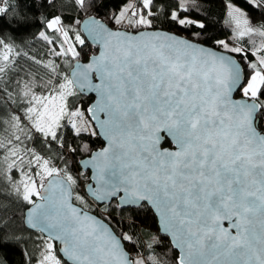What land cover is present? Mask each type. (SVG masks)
Instances as JSON below:
<instances>
[{
  "label": "snow or ice",
  "instance_id": "obj_1",
  "mask_svg": "<svg viewBox=\"0 0 264 264\" xmlns=\"http://www.w3.org/2000/svg\"><path fill=\"white\" fill-rule=\"evenodd\" d=\"M75 2L85 6V0ZM142 3L150 8L153 0ZM130 7L119 14L116 24L151 26L143 14L133 12L129 17ZM228 9V23L236 38L258 35L262 40L256 51L264 52V25L253 27L247 13L232 4ZM8 10V0H0V14ZM172 20L182 26L196 23L178 18L177 13H172ZM60 25L59 17L47 25L60 32L67 45L55 54L79 57ZM88 31L101 50L89 63H77L71 78L65 75L58 84L49 79V91L40 95L31 83H24L23 96L31 105L26 109L30 127L56 140L65 116L83 117L79 110L69 111L68 97L77 88L96 92L95 107L87 111L93 113L107 144L86 162L95 168L99 182L93 196L107 200L122 191L124 204L149 202L180 250L177 264H264V127L256 122L258 111L264 108V55L258 57V64L249 65L253 72L242 83V69L230 56L175 35H131L112 31L94 18ZM40 35L49 40L43 32ZM75 39L85 43L79 34ZM217 43L233 53L244 51L230 48L223 40ZM0 45L5 49L0 60L7 62L13 49L2 40ZM45 67L56 72L52 62ZM4 71L0 65V73ZM93 73L99 83H93ZM234 91L248 99H233ZM13 119V127L23 132L21 118ZM72 127L77 135L88 131L86 122L80 127L73 122ZM14 139L21 138L14 135ZM164 143L174 147H164ZM9 145L11 140L7 145L0 140V148L7 149L4 159L10 160L11 172L24 157L18 145ZM32 155L34 161L27 163L39 166V186L23 173L15 191L21 193L22 186V199L33 205L27 223L47 234L37 264H63L56 241L71 264H162L154 252L132 256L126 251L121 239L132 241L133 237L118 238L102 220L74 207L71 186L75 179L67 173L61 177V170L50 166L48 159L34 151ZM46 177H53L47 187ZM76 199L84 203L83 197ZM147 248L152 249V244Z\"/></svg>",
  "mask_w": 264,
  "mask_h": 264
},
{
  "label": "trees",
  "instance_id": "obj_2",
  "mask_svg": "<svg viewBox=\"0 0 264 264\" xmlns=\"http://www.w3.org/2000/svg\"><path fill=\"white\" fill-rule=\"evenodd\" d=\"M228 2L243 9L253 27L264 25V0H257V3L253 0H186L184 3L182 0H153L150 8H145L142 0H85L84 7H80L75 0H8L9 10L0 14V40L11 45L13 51L9 61L0 60V65L5 66V71L0 73V140L5 145L9 140L12 145H18L24 159L18 160L17 166L9 172L7 164L10 160L4 159L7 149L0 148V264H37L43 242L47 238L26 227L24 212L30 204L22 199V186L21 193L15 191V186H20V181L24 178L23 173L37 178L39 166L34 162L31 165L27 163L29 159L34 161L33 151L60 168L61 175L65 176L67 173L75 179L76 183L72 187L73 199L77 204L109 222L119 237L122 238L125 234L133 237L132 241L124 240L126 249L132 256L138 252L145 256L154 252L162 264H177L179 253L173 249L170 239L161 234L158 218L147 204L143 203L139 208H120L116 200L100 205L87 195L84 186L89 181V173L82 170L79 161L104 145L87 112L93 96L87 97L76 91L75 95L68 97L69 111L79 110L83 112V117L65 116L57 130V139L52 140L30 127L31 122L27 121L25 115L29 104L22 89L24 83L28 82L32 84L36 94L47 93L49 79L53 84L63 82V76L70 78V69L75 61H87L91 50L98 51L97 47L87 42L79 26L90 15L100 17L114 28L130 31L160 28L224 51L228 50L217 41L227 42L230 48L241 47L243 52L232 53L243 63L248 77L253 72L249 65L255 62L257 53H264L256 51L262 38L258 35L236 38L233 25L228 23ZM129 5L132 6L127 13L129 17L133 12L143 14L152 21L151 26L137 28L127 21L116 24V18ZM149 11L151 15H148ZM172 13H177L178 18L196 23L182 26L172 20ZM56 17L60 18L61 26L68 32L71 43L80 53L79 57L55 54L66 49L60 33L47 26ZM197 20L202 22L203 28L198 26L200 23ZM41 32L48 36L51 43L41 37ZM77 34L83 37V45L76 41L74 36ZM4 51L3 45H0V54ZM49 62L56 67L55 73L45 67ZM240 93L237 94L242 96ZM261 99L264 100V97ZM257 115L259 126L264 127V108ZM15 116L21 118L23 132L13 127ZM73 122L77 127L86 122L88 131H81L77 135L72 127ZM93 131L96 135L92 134ZM14 135H19L20 141H16ZM165 145L170 146L171 143ZM25 149L28 150L26 153ZM77 195L83 197L84 203L76 199ZM148 244H152V249L147 248ZM57 254L63 264H68L59 254L58 247Z\"/></svg>",
  "mask_w": 264,
  "mask_h": 264
},
{
  "label": "water",
  "instance_id": "obj_3",
  "mask_svg": "<svg viewBox=\"0 0 264 264\" xmlns=\"http://www.w3.org/2000/svg\"><path fill=\"white\" fill-rule=\"evenodd\" d=\"M91 18H94L99 24H103L106 28H108V29H110V30H112V31L127 32V33H129V34H131V35H136V34L141 33V32H153V33H162V34H165V33H166V34H171V35H175V36H177V37H179V38L186 39V40H188L189 42H191L192 44L197 45L198 47H204V48H206V49H210V50H212V51H214V52H216L217 54H220V55L230 56L233 60H235V61L240 65V67H241V69H242V83H243V82H246L247 75H246V72H245V69H244V65H243V63H241V62L238 60L237 56H236L235 54H233L232 52L224 51V50H221V49H216L215 47H212V46H210V45H205V44H203V43H201V42H198V41L196 42V41H194V40H191V39L188 38L187 36L185 37L184 35L178 34V33H176V32L174 33V32H171V31H168V30H165V29L163 30V29H160V28H153V29H152V28H143V30H139V31H133V30L130 31V30L125 29V28H114V27H112L111 25L107 24V23H106L104 20H102L100 17L98 18V17H96V16H94V15H90V16H88L87 18H85V19L80 23L79 26H80V29H81L83 35L85 36L87 42L90 43L92 46L97 47V48H98V51H97L96 53H94V54H91L90 57H89V59H88L87 61H83V60H81V59L75 61L74 64H73V66H72L71 69H70V70H71V71H70V78L72 77V73H73V71L75 70L77 63H80V64H87V63H89V62H90V58H91L92 56L99 55V52H100V50H101V45H100V43L98 42V40L93 39V36H92V35L90 34V32L88 31V28H89V26H90V20H91ZM92 80H93V83H99L98 79L96 78V74H95V73L92 74ZM76 91H78L80 94L82 93L83 95H85V96H87V97H92V96H93L92 103L90 104V106H89L87 109L92 108V107H95L96 101H97V99H98V94H97L96 92H94V91H90V90H88V89L80 90L79 88H77ZM238 92H239V91H234V92H233V99H237V100L242 99V98L245 99V100L248 99V98H245V97L239 96V95L237 94ZM260 111H261V109L258 111V113H259ZM87 112H88V116H89L91 122L94 123L95 128H96V131H97L98 135L101 137V139H102V141H103V144H104L101 148L94 150V152H92L89 156L84 157V159H81V160L79 161V165H80V167L82 168V170L85 171V172H88V173H89V181H88L87 183H85V186H84L87 195H88L91 199H93L95 202H97L98 204H100V205H104V204H107V203H111V202H113V201H115V200L118 202V205H119L120 208H129V207L139 208L140 205H142L143 203L147 204L150 208L153 209V211H154L156 217L158 218V228H160V232H161V234L164 235V236H166V237H168V238L170 239V241H171V244H172V246H173V249H175L176 251H178V253H180V250L174 247L172 237H171L169 234H167V233L163 230V224H162L161 217H160L159 213L157 212V210H156V209H155V208H154L149 202H146V201H140V202H138V203L135 204V205L124 204V203L122 202V198L125 196V193H123L122 191H121V192H118L115 196L109 197L107 200H98V199H96V198L93 196V191L99 187V182H98V180L96 179V170H95V168H93L90 164H88V163H86V162L89 161V160L92 158V156H93L97 151H99L100 149H102L103 147H105L106 144H107V141H106V138L104 137V135L102 134L101 129L99 128V124H98L97 120H95V119L93 118V113H91V112H89V111H87ZM258 113H257V114H258ZM100 118H101V119H104V115L101 114V115H100ZM256 122H257V124L259 125L260 120L258 119V115H257V117H256ZM162 135H163V134H162ZM169 141H170V138H169ZM162 143H163V142H162ZM163 146H164V147H174V144H171L170 146H166L165 143H164ZM60 175H61V174H60ZM63 176H64V175H61V177H63ZM52 178H53V177H48V178H47V180L44 182V183H45V187H47V185H48V181L51 180ZM40 191H41V195H45V194H46V193L44 192L43 189H41ZM71 192H72L71 203L73 204L74 207L81 208L82 210L87 211L90 215L95 216V217H96L97 219H99V220H102L105 224L108 225V227L113 231V233H114L118 238H121V237H119V235L116 233V231L113 230V228H112V226L109 224V222H107L106 220H104V219H103L102 217H100L98 214H95L94 212H92V211H90V210H87V209L85 210L82 206H80L79 204H77V203L74 201V199H73V198H74V189H73L72 186H71ZM35 201H36V203H40V202H41V200H40L39 197H38L37 199H35ZM32 207H33V205H30V206L25 210V212H24V213H25L24 223H25L26 227H27L29 230L39 232L38 229H34V228H32V227L27 223V214H28L29 210H30ZM225 226L227 227V222L225 223ZM39 233H41V232H39ZM42 234L45 235V236L47 237V234H46V233H42ZM54 243H56V245H57V247H58L59 254H61L63 260H64L66 263L71 264V261H69V260L67 259V257L64 256V254H63L62 252H60V250H59V249H60V244H59V242L56 241V242H54ZM121 243H122V245L125 247V250L128 251V250L126 249V245H125L124 240L121 239ZM128 252L130 253V251H128ZM130 254H131V253H130Z\"/></svg>",
  "mask_w": 264,
  "mask_h": 264
},
{
  "label": "rangeland",
  "instance_id": "obj_4",
  "mask_svg": "<svg viewBox=\"0 0 264 264\" xmlns=\"http://www.w3.org/2000/svg\"><path fill=\"white\" fill-rule=\"evenodd\" d=\"M228 4H232L233 6H235V7H237L234 3H232V2H228ZM241 9V8H240ZM242 11H243V9H241ZM197 22L198 23H202L201 21H199V20H197ZM58 27H62L61 25L60 26H58ZM60 33V32H59ZM60 35H61V37H63V35L60 33ZM68 36H69V34H68ZM74 37H76V35L74 36ZM81 37V36H80ZM70 38V37H69ZM82 39H83V37H81ZM63 40H64V37H63ZM78 42V41H77ZM66 48H67V45H66ZM93 51L94 50H91V54L93 53ZM97 51H95V53H96ZM94 54V53H93ZM260 55H264V53L262 54V53H257V56H256V59H255V62L254 63H257L258 64V57L260 56ZM259 66V65H258ZM62 83V82H61ZM38 95H40V94H47V93H37ZM240 94H242V93H240ZM29 106H31V105H29ZM28 106V107H29ZM26 115V114H25ZM27 118V117H26ZM65 118V117H64ZM63 118V119H64ZM62 119V120H63ZM62 120L60 121V123L62 122ZM28 121V120H27ZM30 122V121H29ZM59 129V128H58ZM57 129V130H58ZM45 159V158H44ZM50 166H54V167H56V168H58L55 164H53L52 162H50ZM39 169V172H40V168H38ZM58 169H60V168H58ZM35 176V175H34ZM33 179H35L36 181H37V185L39 186V182H40V177H39V175H37V178H34V177H32ZM47 178L48 177H46L45 178V181L47 180ZM44 181V182H45ZM34 198V197H33ZM58 255V254H57ZM61 259V258H60Z\"/></svg>",
  "mask_w": 264,
  "mask_h": 264
},
{
  "label": "built area",
  "instance_id": "obj_5",
  "mask_svg": "<svg viewBox=\"0 0 264 264\" xmlns=\"http://www.w3.org/2000/svg\"><path fill=\"white\" fill-rule=\"evenodd\" d=\"M93 53H95V51H93ZM93 53H92V54H93Z\"/></svg>",
  "mask_w": 264,
  "mask_h": 264
}]
</instances>
